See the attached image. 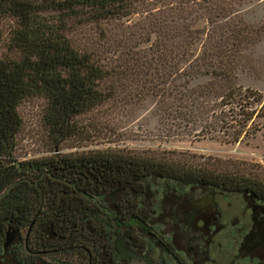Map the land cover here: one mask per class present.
<instances>
[{"label": "trees", "instance_id": "obj_1", "mask_svg": "<svg viewBox=\"0 0 264 264\" xmlns=\"http://www.w3.org/2000/svg\"><path fill=\"white\" fill-rule=\"evenodd\" d=\"M257 3L0 0V264H120L110 229L148 223L151 207L139 199L155 178L243 193L262 212L264 179L252 171L178 155L61 151L81 138L80 115L122 100L125 90L137 105L157 103L180 129L173 135H212L219 126L238 141L255 123L263 127L252 133L264 134V78L251 74L264 63V15L252 19L249 10ZM88 27L90 40L77 43L74 33ZM34 97L45 102L54 152L18 159V108ZM114 189L124 192L100 210L94 197ZM7 234L14 238L4 248Z\"/></svg>", "mask_w": 264, "mask_h": 264}, {"label": "rangeland", "instance_id": "obj_2", "mask_svg": "<svg viewBox=\"0 0 264 264\" xmlns=\"http://www.w3.org/2000/svg\"><path fill=\"white\" fill-rule=\"evenodd\" d=\"M257 4L258 6H251L249 9L252 19L264 15V0H258ZM137 19L138 16H132L125 21L133 24ZM74 37L77 43L90 40V27L77 35L74 33ZM259 51L263 53V49L260 48ZM260 59L264 62V55ZM252 60L256 61V58ZM251 74L264 78V63L257 65ZM263 83L259 87L264 97ZM119 97L122 100L118 99L114 104L106 103L80 115L77 124L81 127L82 139L77 136L67 140L62 144L61 151L79 153L114 149L156 158L178 155L208 162L221 169L252 171L264 179V134L262 129L252 133L254 127H263V124H253L248 135L242 136L238 141L226 137L223 133L226 128L221 127L219 130V126H216V131H212V135L197 136L184 130L178 135H173L176 128L171 124L172 121L161 118L160 106L152 99L137 105L132 102L137 101V97L131 90L120 92ZM44 104L42 98L34 97L23 100L19 105L22 125L16 136L15 155L18 159L39 158L54 152L48 129L42 123ZM176 130L178 132L180 129ZM150 183L151 201L153 208L157 210L155 217L167 222H170V219L161 213V207L168 202L167 198L171 192L174 196L186 193L194 195L197 192L195 186L161 178L152 179ZM166 187L168 196L163 192ZM208 190L209 188H205L201 192ZM213 199L216 206L212 207L211 211H219L218 218L215 220L211 212L210 220L206 221L203 229L201 228V237L194 243V249H186L177 243L181 256L189 264H254L264 255V205L262 209H258L262 212H254V203H251L248 196L218 189L213 194ZM156 226H162L164 235L171 239L172 236L167 231L171 228L170 224L157 223ZM110 230L114 243L119 236L126 243L127 240L121 235L119 226ZM248 234L250 239L245 240ZM132 264L145 263L133 261ZM163 264L177 262L165 258Z\"/></svg>", "mask_w": 264, "mask_h": 264}, {"label": "flooded vegetation", "instance_id": "obj_3", "mask_svg": "<svg viewBox=\"0 0 264 264\" xmlns=\"http://www.w3.org/2000/svg\"><path fill=\"white\" fill-rule=\"evenodd\" d=\"M150 184V182L146 184V191L143 193L145 199H139L140 206L149 205L151 207L149 221L146 224L141 221L131 226L133 228H128L124 225L119 226L121 235L127 240L126 243L124 242V247L131 253L129 258L126 259L122 258L115 249L118 261L120 264H132L133 261H139L145 264H163L165 258H171L177 264H189L181 256L177 243L183 245L186 249H194V243L201 237V228H204L206 221L210 220L212 213L215 220L220 214L219 211H211L212 207L216 206V202L212 207L207 205L206 192L208 191L201 192L203 189H207V187L187 184V186H195L197 192L194 195L186 193L180 196H174L171 192L170 197L167 198L168 202H165L164 206L162 205L161 207V213L170 219V222H167L164 219L155 217L157 210L153 208L151 201ZM216 189L223 191L216 187L209 188L213 194ZM167 191V187L163 189L165 196H168ZM122 192L124 190L121 189L106 190L103 193H98V198L94 197L93 201L99 205L100 210L109 211L112 208V203L117 201ZM139 217L142 220V217ZM157 223L171 225V228L167 230L172 236L171 239H168L164 235L165 232H163L162 226H156ZM112 235L111 233V237H113ZM13 238V236L11 237L7 234L3 245L4 248H7L12 243Z\"/></svg>", "mask_w": 264, "mask_h": 264}, {"label": "water", "instance_id": "obj_4", "mask_svg": "<svg viewBox=\"0 0 264 264\" xmlns=\"http://www.w3.org/2000/svg\"><path fill=\"white\" fill-rule=\"evenodd\" d=\"M7 190H9V188ZM206 199L208 200V204H207L208 206L212 207L215 205V201L213 200L212 190H208V192H206ZM202 205H206V204H202ZM115 247L122 258H126V259L129 258L131 252L125 249L124 242L121 236H119L118 240L116 241Z\"/></svg>", "mask_w": 264, "mask_h": 264}]
</instances>
